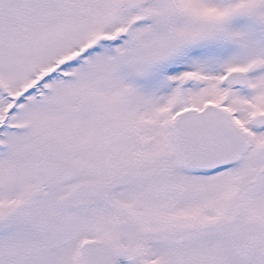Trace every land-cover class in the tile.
<instances>
[{
  "label": "snow or ice",
  "instance_id": "snow-or-ice-1",
  "mask_svg": "<svg viewBox=\"0 0 264 264\" xmlns=\"http://www.w3.org/2000/svg\"><path fill=\"white\" fill-rule=\"evenodd\" d=\"M0 264H264V0H0Z\"/></svg>",
  "mask_w": 264,
  "mask_h": 264
}]
</instances>
